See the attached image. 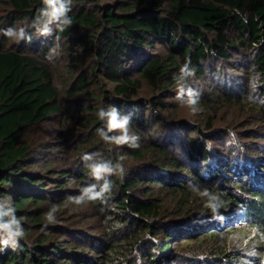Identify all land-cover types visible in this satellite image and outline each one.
Instances as JSON below:
<instances>
[{
  "label": "trees",
  "instance_id": "1",
  "mask_svg": "<svg viewBox=\"0 0 264 264\" xmlns=\"http://www.w3.org/2000/svg\"><path fill=\"white\" fill-rule=\"evenodd\" d=\"M44 7L0 0V218L25 230L15 245L0 234V264H214L197 257L249 230L258 256L221 250L216 264H262L264 146L232 140L239 133L217 121L224 105L262 106L264 0H72V24L48 33ZM185 65L193 74L182 78ZM111 107L138 148L97 133L99 109ZM94 163L114 168L111 193L75 204L97 183ZM199 193L207 212L217 198V215L185 209ZM72 204L87 211L66 216ZM53 207L57 223L45 226Z\"/></svg>",
  "mask_w": 264,
  "mask_h": 264
},
{
  "label": "clouds",
  "instance_id": "2",
  "mask_svg": "<svg viewBox=\"0 0 264 264\" xmlns=\"http://www.w3.org/2000/svg\"><path fill=\"white\" fill-rule=\"evenodd\" d=\"M44 8L40 10L42 16L46 18L45 27L42 29L43 33H48L50 31L48 25L56 24L60 31H63L65 27L72 24V18L68 16V13L72 10V0H43ZM3 34L8 37H23V29L17 31L14 28H8L3 30ZM182 78L183 76H190L193 73L187 68V65L181 68ZM185 95V89L180 87L177 91V99H181ZM187 104L189 106L195 105L197 103V94L188 91L187 92ZM98 119L104 122V127L97 129V133L105 142L115 143L116 145H128L131 148H138L139 144L136 143L137 137L130 136L128 134V123L127 117H123L115 107H111L107 110L104 108L99 109L97 113ZM119 131L120 135L110 136L109 133ZM84 161H89L92 156L88 153L84 154L81 158ZM120 159H123L122 157ZM87 168L90 170L92 178L97 181L81 190V195L78 197H70L69 199L75 204H81L85 200L93 201L100 200L103 202L106 195H110L112 189V181L107 177L112 175L114 168L108 163H94L88 164ZM116 169L123 172L122 165L118 162L115 166ZM206 194V193H205ZM216 197H212L208 203V207L213 213L216 212L219 207L216 203ZM15 208L9 209V212H14ZM57 211L56 207H53L46 214V224H55L57 220L55 219L54 213ZM0 234L5 237L4 243L9 241L13 242V245L25 236V230L21 226V220L12 216L8 220H3L0 218Z\"/></svg>",
  "mask_w": 264,
  "mask_h": 264
},
{
  "label": "rangeland",
  "instance_id": "3",
  "mask_svg": "<svg viewBox=\"0 0 264 264\" xmlns=\"http://www.w3.org/2000/svg\"><path fill=\"white\" fill-rule=\"evenodd\" d=\"M255 100L259 103L262 104L259 106H246L245 105H238V104H231V105H224L220 107L219 110V118H218V126L221 128H225L226 130H229L230 132H237L239 135L237 136L234 133V137L232 140L238 139L242 140L246 143H248L250 146L251 144H258L264 146V94L260 95V93L255 94L254 96ZM193 109V108H192ZM233 136V135H229ZM259 137V138H258ZM234 146V145H233ZM232 146V148H233ZM236 147L234 146V149ZM245 156L251 158V157H257L256 155L253 154H246ZM244 156V157H245ZM196 194V193H195ZM206 194L199 193V195H195L190 198L189 202L185 201V209L187 207H192L195 209L197 212L200 214H206L209 213L211 216L217 215V213L213 212H207L203 206L205 205V202L207 199L205 198ZM173 197H171L169 202L166 203L169 208L173 209L175 207V200H172ZM87 211L86 208H81L78 205L72 204L69 208L65 210V213H67L66 216L71 215V217H77L76 212L77 211ZM234 214V213H233ZM86 225L92 227L93 231H98L101 230L103 226H100V221L92 218V217H83L81 219ZM238 220H236L237 222ZM234 222V221H232ZM238 223V222H237ZM256 230L248 231L247 234H237V233H232L230 238L228 239L227 244L225 247L222 246L219 247V253L214 254L211 252L200 254L197 258H201L202 260H207L210 258H213L209 260V262L216 264L217 261L223 262V259L225 255L222 253L221 250L225 251L226 254L233 255V250L237 249L241 252V255L243 257H257L259 253V245H256L255 243L252 242L253 240H249V236H253L254 234H257ZM263 244H264V237H263ZM181 245H186L185 243H181ZM190 245L189 247L194 248L196 252L203 253L204 251L199 246L198 242H195L194 244H188ZM196 247V248H195ZM197 249V250H196ZM185 255L183 254L184 257ZM180 256H177L174 259H181ZM222 257V258H219ZM188 261V260H186ZM183 264H187L186 262H183ZM188 264H193L191 261H189ZM264 264V261L262 262Z\"/></svg>",
  "mask_w": 264,
  "mask_h": 264
}]
</instances>
